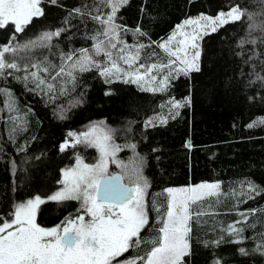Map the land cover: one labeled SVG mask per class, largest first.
<instances>
[{"label":"trees","instance_id":"16d2710c","mask_svg":"<svg viewBox=\"0 0 264 264\" xmlns=\"http://www.w3.org/2000/svg\"><path fill=\"white\" fill-rule=\"evenodd\" d=\"M41 5L43 15L34 17L23 32H16L11 23L0 28V47L24 45L45 32L62 30L46 47L6 54L20 70L6 69L0 75V219H9L27 199L57 190L77 154L91 161L94 149L75 143L68 134L81 135L89 123L101 121L121 149L135 146L149 184V225L141 233L142 243L119 260L150 251L167 209V188L218 181L219 196L191 206L193 212L206 214L193 216L184 264H264V2L128 0L115 22L127 29L120 32L126 45H145L138 62L145 65L167 63L159 42L189 17L215 16L235 6L251 14L203 35L200 70L175 75L159 92L129 82L130 77L109 83L95 68L77 72L74 82L67 76L52 81L54 71L42 73L56 88L37 89L30 78H23L25 68L36 71L31 67L36 63L58 68L64 54L91 52L93 37L103 30L91 17L110 11L102 0H42ZM159 72L168 75V70ZM172 100L189 102L175 115ZM158 116L167 122L154 119ZM66 141L69 146L62 150ZM80 206L76 200H47L38 207L37 223L58 225ZM232 225L242 231L234 234Z\"/></svg>","mask_w":264,"mask_h":264},{"label":"snow or ice","instance_id":"6c2138e0","mask_svg":"<svg viewBox=\"0 0 264 264\" xmlns=\"http://www.w3.org/2000/svg\"><path fill=\"white\" fill-rule=\"evenodd\" d=\"M41 2L42 0H0V28L11 23L16 32H23L34 17L43 15ZM127 2L128 0H102L103 6L110 11L91 17L103 26V30L93 37L96 44L91 52L88 49H81L78 53L64 54L63 62L58 68L56 65L31 64L36 71L28 72L25 68L26 75L23 78H30L41 91L46 89L48 92H53L56 88L55 83L49 82L42 73L54 71L55 75L51 76L52 81L57 77L67 76L74 82L77 72L95 68L109 83L113 78L127 75L131 78L129 82L140 83L147 78V81L158 83L157 88L146 90L165 91L170 78L200 70L197 63L200 56L198 40L208 34L209 29L215 32L222 24L238 21L244 15H249L251 18V14L243 13L239 6H235L228 13H220L216 18L200 16L186 19L176 27L168 41L159 45L168 56L167 63L145 65L138 63L140 51L145 45L128 46L120 40V32L127 29H122L115 22L116 14ZM75 11L80 13L79 9ZM261 15L264 16V13ZM189 26L191 31H185L184 29ZM60 31L62 30L45 32L37 40L29 41L24 45L0 47V75L6 69L20 70V65L15 60L6 59V54L11 53L15 56L22 50L46 47L53 36L60 35ZM136 31L143 35L139 29ZM100 36L104 39H100ZM173 41L175 43H172ZM245 42L241 41V45ZM249 42L254 43V41ZM190 51L193 52L191 59L188 58ZM100 56L105 57L106 60L96 59ZM118 61H122L131 71L121 68ZM154 70H168V75L157 81V76L152 74ZM188 102L172 100L169 103L177 110L175 115H178V109ZM154 119L161 123L167 122L165 117L158 116ZM148 123L152 124L153 121ZM111 131L92 125L81 135L68 134L70 137H75V143L97 147L100 151V159L96 164L89 165L77 158L76 167L65 170L66 179L61 182L63 188L48 199L57 202L81 201L80 210L75 216L66 217L61 224L45 228L37 224L35 219L38 206L45 202L40 196L17 205L9 219H0V264H114V262L115 264H184V258L190 254L189 234L192 230L193 216L199 219L202 214H206L193 212L191 206L206 197L219 196L221 185L202 183L196 186L166 189L167 209L161 216V226L156 238L150 241L152 245L150 251L144 256L121 261L118 258L130 248L140 246L141 233L149 225L145 205V193L149 184L143 175L142 159L134 160L128 165L121 162L123 175L113 176L108 173V159L114 158L116 151L120 150V146L112 142ZM68 146L66 141L61 146L62 150ZM130 147L135 148L134 145ZM125 178L127 183L124 182ZM250 188L255 190L251 185ZM229 229L234 234L242 231L235 225L229 226ZM241 252L245 250L241 249Z\"/></svg>","mask_w":264,"mask_h":264},{"label":"rangeland","instance_id":"374dc122","mask_svg":"<svg viewBox=\"0 0 264 264\" xmlns=\"http://www.w3.org/2000/svg\"><path fill=\"white\" fill-rule=\"evenodd\" d=\"M40 7L42 9V5L40 4ZM229 11H226V12H220V13H228ZM220 13H218L217 15L215 16H209V15H205V14H199V15H196V16H193V17H189L187 19H194V18H197V17H200V16H205V17H212V18H216ZM225 19H227V17H225ZM186 20V19H185ZM184 20V21H185ZM183 21V22H184ZM182 22V23H183ZM182 23H180L179 25H181ZM178 26V25H177ZM176 26V27H177ZM176 30V28L172 31V33ZM185 31H191V26L187 27L184 29ZM210 31V29H209ZM171 33V34H172ZM171 34L168 36V38L162 40L159 42V45L168 41L169 37L171 36ZM177 39H179V37H177ZM172 43H175L174 41ZM198 45H199V40H198ZM200 47V46H199ZM161 48V47H160ZM161 50L164 52L165 54V57L168 58L167 54L165 53L164 49L161 48ZM199 50V48H198ZM200 52V50H199ZM193 52L190 51L189 53V59H191V56H192ZM199 59V57H198ZM198 59H197V63H198ZM168 60V59H167ZM120 67L121 68H124L126 71H131L130 69H127V66L121 61L120 63ZM178 67L180 65H177ZM135 67V66H134ZM142 71V70H141ZM153 75H156L157 76V81H159L160 79H162L165 75L162 74L161 72H159L158 70H154V72L152 73ZM124 77V78H128L129 76L127 75H121L120 77ZM117 79H123V78H117ZM131 79V78H130ZM146 81H147V78H146ZM141 81L140 83H138L142 88L144 89H151V88H157L158 87V83L157 82H152V81ZM148 91H151V90H148ZM153 92H159V91H153ZM92 125H98L102 128H104L105 130L109 129L107 125H105L103 122L101 121H98V122H92V123H89V125L86 127V129L83 131L84 132H87L89 130V128L92 126ZM112 142H114L112 140ZM115 143V142H114ZM116 144V143H115ZM88 145V144H87ZM117 145V144H116ZM90 147H92L94 149V152H95V156L94 158H91V161H88L85 159L84 155L83 154H77L76 157H75V161L73 162L72 165H70L69 167H67L66 169H71V168H74L76 167V164H77V158H79L84 164H89V165H92V164H96L97 162H99V159H100V151L97 147L95 146H92V145H88ZM125 150V156H122V151ZM139 158H137V156H135L134 154V150L132 147H124L123 149L120 148L119 151H116L115 153V157L114 158H109L108 161H107V170H108V173L111 174V173H118L120 175H123L124 174V170L122 169L121 167V162L125 165H128L130 164L131 162H133L134 160H137ZM65 169V170H66ZM65 170L63 171V175H62V179H61V182L64 181L66 178H65ZM125 182H127L126 178L124 180ZM202 183H219L218 181H205V182H199V183H196V184H191V185H184V186H175V187H169V188H182V187H189V186H196V185H199V184H202ZM63 184L61 183L60 186L58 187L57 190H55L52 194H54L55 192L57 191H60L62 188H63ZM168 189V188H167ZM51 194V195H52ZM146 195V193H145ZM36 197V196H35ZM35 197L33 198H29L27 199L26 201L22 202V203H26L28 200L30 199H34ZM42 200L43 197H41ZM78 201V200H76ZM80 204H81V201H78ZM21 204V203H20ZM19 205V204H18ZM145 205H146V196H145ZM147 206V205H146ZM39 207V206H38ZM37 214V212H36ZM36 219V217H35ZM37 223V221H36ZM38 224V223H37Z\"/></svg>","mask_w":264,"mask_h":264},{"label":"flooded vegetation","instance_id":"af4514ba","mask_svg":"<svg viewBox=\"0 0 264 264\" xmlns=\"http://www.w3.org/2000/svg\"><path fill=\"white\" fill-rule=\"evenodd\" d=\"M114 173H116V172H114ZM114 173H111V174H114ZM124 182H125V181H124ZM125 183H127V182H125ZM49 196H51V195H49ZM49 196H45V197H43L44 201L49 200V199H48ZM34 197H35V196H34ZM31 198H33V197H31ZM49 201H51V200H49ZM37 210H38V209H37ZM79 210H80V209H79ZM79 210L75 211V214L73 213V214H71V216H75V215L78 213ZM36 215H37V214H36ZM67 217H68V216H67ZM65 218H66V217H65ZM65 218H64V220H65ZM85 219L87 220L88 217L86 216ZM64 220H62V221H64ZM36 221H37V220H36ZM62 221H61V222H62ZM61 222H60L59 224H61ZM39 225H40V224H39ZM40 226H41V227H45V228H51V227H54V225H53V226H44V225L42 226V225H40ZM55 226H56V225H55Z\"/></svg>","mask_w":264,"mask_h":264},{"label":"water","instance_id":"95a60500","mask_svg":"<svg viewBox=\"0 0 264 264\" xmlns=\"http://www.w3.org/2000/svg\"><path fill=\"white\" fill-rule=\"evenodd\" d=\"M186 144H188V142H186ZM111 175H113V176H118V175H120V174H118V173H114V174H111Z\"/></svg>","mask_w":264,"mask_h":264}]
</instances>
